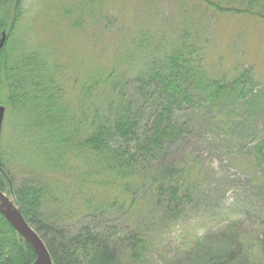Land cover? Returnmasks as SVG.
Instances as JSON below:
<instances>
[{
  "label": "trees",
  "instance_id": "trees-1",
  "mask_svg": "<svg viewBox=\"0 0 264 264\" xmlns=\"http://www.w3.org/2000/svg\"><path fill=\"white\" fill-rule=\"evenodd\" d=\"M233 1L240 5L209 6L264 22V0ZM21 2L0 0V34H7L0 49V104L18 114V132L25 139L20 156L35 160L28 175L18 178L9 170L15 162L8 158L5 167L0 158V190L13 197L54 264H145L148 248L141 233L111 232L94 222L121 209L110 188L120 199L131 194L130 205L137 204L130 192L147 188L146 200L154 201L149 205L157 214L176 215L196 189L190 167L165 161L189 129L186 112L210 105L226 112L239 107L249 115L263 113L264 89L254 92L257 78L251 68L232 77L212 75L205 64L206 26L184 17L179 27L160 36L136 31L113 66L90 75L75 96H68L67 68L53 63L41 48L29 50L14 39ZM110 22L114 20L106 25ZM255 152L263 164L264 142ZM74 161L81 163L76 171ZM71 171L74 182L66 188L51 174ZM53 194L70 202L69 208ZM73 195L81 198L80 204H72ZM49 201L62 206L58 224L44 210ZM150 219L146 215V222L137 221L135 231H148ZM223 245L218 253H199L195 264H255L258 252L252 240L238 236ZM35 259L34 248L0 213V264H31Z\"/></svg>",
  "mask_w": 264,
  "mask_h": 264
},
{
  "label": "rangeland",
  "instance_id": "rangeland-1",
  "mask_svg": "<svg viewBox=\"0 0 264 264\" xmlns=\"http://www.w3.org/2000/svg\"><path fill=\"white\" fill-rule=\"evenodd\" d=\"M209 2L223 8L240 5L233 0H22L14 39H21L29 50L41 48L53 63L66 67L69 72L65 80L70 84L66 89L72 97L90 75L113 66L118 51L136 31L160 36L188 17L206 26L208 34H203L209 44L205 64L212 75L232 77L251 68L257 78L254 92L264 89V22L250 14L216 11ZM109 19L114 22L108 26ZM0 100L4 101L3 97ZM0 105L6 107L0 158L5 167L8 158L15 162L9 170L13 168L21 178L28 175L35 158L20 156L25 154L20 150L25 139L18 132V114L8 105ZM191 113L186 112L189 129L165 159L191 168L190 178L196 188L191 200L176 209V215L165 216L156 213L154 201L146 200L147 188L130 192L136 205H130L131 194L120 199L121 195L110 188L112 199L118 197L122 204L112 215L117 220L97 216L94 222L111 232L141 233L148 248L145 264H195L202 251L223 250L224 242L238 241V236L253 241L258 252L254 262L264 264V163L255 152L264 142V112L249 115L239 107L226 112L208 105ZM80 164L74 161L71 167L76 171ZM74 171L51 174L61 188H66L74 182ZM71 199L72 204L82 201L76 195ZM58 200L69 208L66 204L70 202L61 197ZM55 202L49 201L44 210L58 224V207L62 206ZM146 215L151 217L149 230L135 231L137 221L146 222Z\"/></svg>",
  "mask_w": 264,
  "mask_h": 264
},
{
  "label": "water",
  "instance_id": "water-1",
  "mask_svg": "<svg viewBox=\"0 0 264 264\" xmlns=\"http://www.w3.org/2000/svg\"><path fill=\"white\" fill-rule=\"evenodd\" d=\"M7 34L5 31L0 36V49L5 44ZM5 106L0 105V140ZM0 213L11 224L16 232L34 248L36 259L31 264H54L51 255L38 232L27 222L18 206L3 191L0 190Z\"/></svg>",
  "mask_w": 264,
  "mask_h": 264
}]
</instances>
